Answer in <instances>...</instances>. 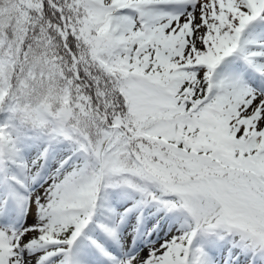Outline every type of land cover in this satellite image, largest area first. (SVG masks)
Returning <instances> with one entry per match:
<instances>
[{"label": "snow or ice", "instance_id": "1", "mask_svg": "<svg viewBox=\"0 0 264 264\" xmlns=\"http://www.w3.org/2000/svg\"><path fill=\"white\" fill-rule=\"evenodd\" d=\"M0 264H264V0H0Z\"/></svg>", "mask_w": 264, "mask_h": 264}]
</instances>
